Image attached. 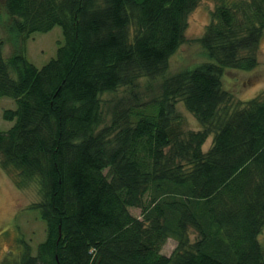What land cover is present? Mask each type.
Returning <instances> with one entry per match:
<instances>
[{"label":"trees","instance_id":"16d2710c","mask_svg":"<svg viewBox=\"0 0 264 264\" xmlns=\"http://www.w3.org/2000/svg\"><path fill=\"white\" fill-rule=\"evenodd\" d=\"M200 1L4 0L15 53L0 38V98L16 108L3 111L0 165L38 185L47 231L4 264H264V92L235 102L225 86L226 68L259 64L264 0H217L205 61L169 74ZM57 26L65 43L39 69L26 42ZM143 79L159 82L147 101ZM123 87L103 125L100 96Z\"/></svg>","mask_w":264,"mask_h":264},{"label":"rangeland","instance_id":"374dc122","mask_svg":"<svg viewBox=\"0 0 264 264\" xmlns=\"http://www.w3.org/2000/svg\"><path fill=\"white\" fill-rule=\"evenodd\" d=\"M217 4V0H201L199 5L188 14L186 41L171 57L169 74L205 61L199 39L210 24ZM4 8V0H0V38L5 44L4 55L10 61L15 53V39H12L4 29L7 20ZM64 43L62 28L57 26L47 33L33 34L26 42L25 55L33 65L40 69L56 58L58 49ZM158 83L143 79L136 88L138 91H135L139 93L142 101H147L157 92ZM225 86L234 94L235 102L249 101L264 92V35L260 45L258 66L252 71L226 68ZM131 93L132 90L129 87H123L116 92H108L100 96L104 114L103 125L110 123L114 102L127 99L128 94ZM13 108H16L13 99L0 98V130L4 132L13 126V122L3 119V111ZM177 108L185 120V130L199 131L201 129L198 120L181 103ZM212 142L213 137L211 136L203 146L205 152L210 149ZM19 181L14 169L0 165V264H4V260L12 256L11 253L13 255L18 253L22 247L20 241L25 240L36 253L39 244L44 242L47 236L45 222L39 212L32 208L33 204L40 201L38 185L32 183L28 188H21ZM130 213L136 217L141 216L140 209L131 208ZM176 246L177 242L169 239L162 249V254L170 256Z\"/></svg>","mask_w":264,"mask_h":264}]
</instances>
